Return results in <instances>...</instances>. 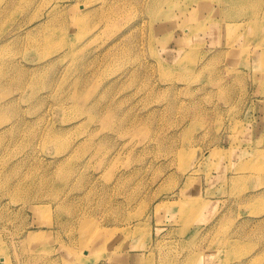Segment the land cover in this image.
<instances>
[{"label":"rangeland","instance_id":"rangeland-1","mask_svg":"<svg viewBox=\"0 0 264 264\" xmlns=\"http://www.w3.org/2000/svg\"><path fill=\"white\" fill-rule=\"evenodd\" d=\"M0 264H264V0H0Z\"/></svg>","mask_w":264,"mask_h":264},{"label":"bare ground","instance_id":"bare-ground-1","mask_svg":"<svg viewBox=\"0 0 264 264\" xmlns=\"http://www.w3.org/2000/svg\"><path fill=\"white\" fill-rule=\"evenodd\" d=\"M218 152V151H217ZM212 153H214V151L212 152ZM213 155V154H212ZM82 220V219H81ZM96 236V234H92L91 235V239H89L87 242H86V246H88L89 245V243L94 239V237ZM87 248V247H86Z\"/></svg>","mask_w":264,"mask_h":264}]
</instances>
